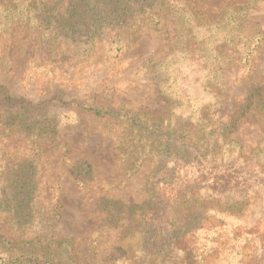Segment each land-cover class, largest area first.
<instances>
[{
  "label": "rangeland",
  "instance_id": "374dc122",
  "mask_svg": "<svg viewBox=\"0 0 264 264\" xmlns=\"http://www.w3.org/2000/svg\"><path fill=\"white\" fill-rule=\"evenodd\" d=\"M196 2L202 13L198 23L201 30L221 15L231 16L226 26L203 35L208 42L214 32L232 36L229 44L215 48L224 58V67L211 84L214 95H207L200 87L197 64L190 65L187 60L176 63L177 75L173 66H161L169 59L174 35L169 24H158L136 35L116 59L109 54L115 32L105 33L89 56L62 42L55 44L54 55H47L45 47L33 38L22 39L14 30L0 37V86L16 100L43 104L45 115L57 120L52 123L53 135L46 141L37 140L39 152L32 159L38 215L44 220L52 209L59 212L55 234L71 241L66 264H264V118L253 107L243 116H234L249 89L264 86V0ZM65 9L58 7V12L64 14ZM201 35L199 31V38ZM258 36L262 40H257ZM160 68L175 80V90L190 100L183 101V112L178 109L183 115L190 112L197 122L201 117L209 119L211 109L208 114L198 106L212 102L219 116L211 122L221 118L227 123L235 121L225 139L234 141L232 150L240 154L212 160L232 168L230 175L236 183L248 188L242 202L238 197L243 189L238 187L228 191L234 196L230 194L229 203L195 191V202L178 207L162 204L166 198L181 195L188 199V192L179 195L176 189L170 193L176 184L169 179L163 182L166 169H161L159 183L155 182L151 190L147 182L154 161L145 152L146 156L139 158L143 153L131 149L127 128L106 116L99 118L79 110L74 104L94 96L95 103L130 115L165 116L173 105L159 93ZM57 92L66 103L62 108L49 103ZM8 141L23 157L13 161L31 159L25 158L30 155L31 144L20 136ZM124 152L129 156H123ZM87 167L89 173L85 175ZM191 172L181 171L178 180L188 182ZM154 200L166 219H179L180 223L175 231L163 223L158 225L159 232L164 227L167 232L165 240L159 242L163 251L152 259L144 249L151 237L148 219L137 213V219L129 215L131 207L139 209ZM186 229L192 232L184 239L170 236ZM29 233L14 234L7 223L0 222V235L8 241L32 239Z\"/></svg>",
  "mask_w": 264,
  "mask_h": 264
},
{
  "label": "trees",
  "instance_id": "16d2710c",
  "mask_svg": "<svg viewBox=\"0 0 264 264\" xmlns=\"http://www.w3.org/2000/svg\"><path fill=\"white\" fill-rule=\"evenodd\" d=\"M61 6L66 7L64 14L58 12ZM201 15L196 0H0V37L14 30L21 34L22 39L33 38L45 47L47 55H54L57 51L55 44L62 42L76 48L80 55L89 56L105 33L115 32L109 42V54L116 59L120 52L129 48L136 35L155 25L169 24L173 26L174 35L167 55L169 59L161 66H173L177 75L176 63L187 60L190 65L197 64L201 70L200 87L207 95H214L211 84L216 77L219 78L224 67V58L215 48L229 44L232 36L214 32L210 36L211 42H208L203 35L226 26L231 16L221 15L212 25L201 26V30L198 26ZM199 31H202L200 38ZM260 37L256 39L262 40ZM174 82L169 79L168 72L159 69V93L173 105L167 115L159 118L147 113L130 115L110 105L95 103L94 96L74 104L79 110L99 118L106 116L127 128L131 134L128 137L131 149L143 153L139 158L145 157V152L154 161L147 182L151 190L155 182L159 183L157 175L161 169H166L163 182L170 180L176 184L175 189L169 190L170 193L176 189L179 195L188 192V199L181 195L166 198L162 204L178 207L195 202V191L229 203V196L233 193L228 191L238 187L243 189L238 197V202H242L243 193L248 192V188L236 183V178L230 175L232 168L215 164L212 160L240 154L232 150V144L236 143L225 139V135L234 128L235 121L227 123L221 118L219 122H211L219 116L216 113L218 107L212 102H203L198 106L206 109L208 114L212 112L209 119L201 117L197 122L190 112L183 115V101L190 103V100L180 90H175ZM59 94L57 92L49 103L62 108L66 103ZM41 106L43 104L33 105L16 100L0 86V222L7 223L14 234L30 232L33 237L11 242L0 235V264H66L70 259L71 241L57 238L54 231L60 219L59 212L52 209L51 216L42 220L37 210V184L32 158L35 152H39L36 150L37 140L46 141L52 136V123L57 121L55 117H47ZM251 107L264 118V86L249 89L234 116H243ZM176 112L180 113L175 116ZM14 136H20L31 144L30 155L25 157L31 159L13 161L23 158L16 146L9 145L8 139ZM123 156L128 157V152H124ZM84 169V174L88 175L89 168ZM186 169L192 170L188 182L179 181V173ZM140 208L131 207L129 218L137 219V213L148 219L151 237L144 249L149 253L147 257L153 259L163 251L164 247L159 242L165 240L167 232L165 227L159 232L158 225L163 223L170 231H175L180 220L166 219L155 200ZM191 232L186 229L176 234L172 232L170 236L184 239ZM150 243L151 249L148 248Z\"/></svg>",
  "mask_w": 264,
  "mask_h": 264
}]
</instances>
